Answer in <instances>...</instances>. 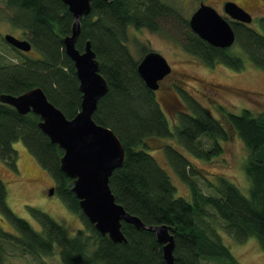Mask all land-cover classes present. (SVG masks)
Returning <instances> with one entry per match:
<instances>
[{
	"label": "trees",
	"instance_id": "16d2710c",
	"mask_svg": "<svg viewBox=\"0 0 264 264\" xmlns=\"http://www.w3.org/2000/svg\"><path fill=\"white\" fill-rule=\"evenodd\" d=\"M14 13L11 22L27 34L32 56L19 53L16 62L0 63V96L19 95L41 87L49 100L68 118L81 109L82 92L74 61L65 51L62 39L71 34L74 17L63 0H7ZM91 12L81 19V33L76 46L85 49L88 40L100 61V72L109 90L99 100L94 120L111 128L122 141L126 158L114 170L110 186L118 203L146 225H168L175 236V264H202L203 260L218 264H240L222 242L219 230L206 222L211 206L224 220L223 231L238 242L256 237L264 250V111L250 109L229 113L228 119L250 150L246 167L252 181L249 196L236 184L222 178L213 184L217 195L205 194L192 177L195 174L188 157L173 146L166 152L170 164L189 186L193 201L177 195L167 171L149 151L148 138L172 137L197 158H209L218 149V139H227L223 123L201 103L190 102V111H181L171 128L161 107L157 90H151L138 72L137 60L128 46V28L160 30L169 26L173 17L180 20L184 49L209 66L222 63L241 70L244 60L232 47L209 44L193 32L189 20L165 0H93ZM236 42L251 61L264 70V32L249 24L229 19ZM264 30V17L260 19ZM145 51L142 57L148 53ZM41 118L34 112L21 114L15 107L0 101V160L18 171V151L14 143L22 141L39 165L56 182L58 193L68 209L78 215L83 227L69 235L47 212L31 207L39 222L37 230L27 219L17 215L7 202L8 189L0 177V213L18 233L0 226V264L8 250L36 256L52 255L60 247L63 264H168L163 245L154 232L123 222L126 242L115 243L97 230L80 206L74 193L73 179L61 169L64 150L53 143L40 128ZM215 139L211 149L202 146L201 137Z\"/></svg>",
	"mask_w": 264,
	"mask_h": 264
},
{
	"label": "rangeland",
	"instance_id": "374dc122",
	"mask_svg": "<svg viewBox=\"0 0 264 264\" xmlns=\"http://www.w3.org/2000/svg\"><path fill=\"white\" fill-rule=\"evenodd\" d=\"M175 7L182 20H190L197 7L204 2L215 7L223 16H229L224 10L227 1H235L244 7L253 20L249 25L259 32H264L260 19L264 17V0H165ZM13 9L9 8L7 0H0V63L16 62L19 53L5 40L6 34H12L20 39L28 37L20 28L11 22ZM180 20L173 17L169 26L163 24L160 30L148 28H128V46L132 55L140 60L145 51H158L163 54L172 66V73L162 82L156 91L161 107L170 120L171 128L178 121L181 111H190V102L196 101L207 108L227 128V139H218V149L209 158H197L186 150L172 137L148 138L149 151L156 157L160 165L170 175L177 189V195L193 201L189 186L179 177L170 164L166 147L173 146L185 154L191 162L195 174L192 175L201 190L207 195H217L213 184L218 180L227 179L247 196L252 181L246 167L250 150L231 125L228 114L241 113L250 109L254 114L264 111V70L257 67L249 56L234 44L232 50L244 60L245 67L241 70L230 68L222 63L209 66L196 56L189 54L183 47L180 32ZM21 51V50H20ZM23 52V51H22ZM37 56L35 50L26 52ZM202 146L211 149L216 140L208 136L201 137ZM18 151V171L0 160V177L6 182L8 189L7 202L19 216L27 219L37 230L41 229L39 222L33 217L31 207L39 208L51 215L62 225L69 235H75L83 227L81 218L70 211L56 193V182L52 175L29 152L22 141L14 143ZM54 194L50 195V188ZM210 217L205 220L220 231L222 242L230 249L240 264H264V250L256 237L245 242H238L227 235L222 225L224 220L211 207L207 206ZM0 226L10 232L18 233L14 226L0 213ZM52 255L36 256L22 254L16 249L8 250L6 261L10 264H63L60 247ZM202 264H218L215 261L203 260Z\"/></svg>",
	"mask_w": 264,
	"mask_h": 264
},
{
	"label": "water",
	"instance_id": "95a60500",
	"mask_svg": "<svg viewBox=\"0 0 264 264\" xmlns=\"http://www.w3.org/2000/svg\"><path fill=\"white\" fill-rule=\"evenodd\" d=\"M74 17L71 34L62 42L68 56L74 61L80 81L82 101L80 111L68 118L52 103L41 87L32 88L22 94H3L0 101L15 107L21 114L34 112L41 118L40 128L53 143L64 150L61 169L73 179V191L80 200V206L97 230L107 234L113 242H126L123 222L155 233L163 245L168 264H175V236L168 225H146L138 216L130 214L118 203L110 186V177L115 169L123 166L126 158L125 147L118 135L109 127L97 123L93 115L99 100L108 92L109 85L100 72V61L88 40L83 51L76 42L81 33V19L91 12L93 0H63ZM107 1V0H106ZM224 10L232 20L249 24L253 16L235 1H227ZM189 24L194 33L209 44L230 48L236 42V33L229 19L212 5L201 2L191 15ZM5 40L18 50L30 52L29 39H20L6 34ZM138 72L146 85L153 91L160 88L172 73L167 58L158 51H149L140 60ZM55 188L49 190L52 195Z\"/></svg>",
	"mask_w": 264,
	"mask_h": 264
},
{
	"label": "flooded vegetation",
	"instance_id": "af4514ba",
	"mask_svg": "<svg viewBox=\"0 0 264 264\" xmlns=\"http://www.w3.org/2000/svg\"><path fill=\"white\" fill-rule=\"evenodd\" d=\"M23 39V38H22ZM162 82V81H161ZM161 86V85H160Z\"/></svg>",
	"mask_w": 264,
	"mask_h": 264
}]
</instances>
